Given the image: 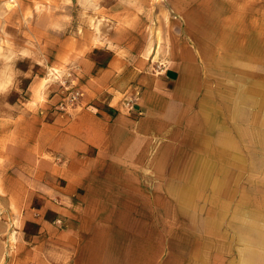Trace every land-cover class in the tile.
Listing matches in <instances>:
<instances>
[{
    "label": "rangeland",
    "instance_id": "rangeland-1",
    "mask_svg": "<svg viewBox=\"0 0 264 264\" xmlns=\"http://www.w3.org/2000/svg\"><path fill=\"white\" fill-rule=\"evenodd\" d=\"M111 61L130 83L94 98L88 83ZM176 66L196 80L194 104L179 128L153 120L150 136H140L136 103L147 81L139 78ZM245 95L254 99L248 107ZM82 111L115 124L95 126L108 138L104 159L97 146L75 147ZM263 119L264 0H0V264L18 238L64 228L85 207L123 234L125 255L139 264H189L204 250L219 264L245 232L239 216L264 225ZM226 148L225 160L208 156ZM135 155L146 166L121 174L120 159Z\"/></svg>",
    "mask_w": 264,
    "mask_h": 264
},
{
    "label": "crops",
    "instance_id": "crops-1",
    "mask_svg": "<svg viewBox=\"0 0 264 264\" xmlns=\"http://www.w3.org/2000/svg\"><path fill=\"white\" fill-rule=\"evenodd\" d=\"M224 8L225 12L228 13L234 7L229 4L225 5ZM232 24L233 22H231L230 25ZM246 27L247 25L245 24L244 30ZM230 32L231 31H227V33ZM156 36L158 37V32ZM229 42H231V40L226 36V43ZM247 48L250 52L255 49L253 39L248 42ZM197 53L199 54L198 51ZM112 62L113 61L108 63L107 67L102 68V72L96 74L93 80L89 81L88 85L92 90V97L96 98L112 87V90L122 91V87L128 86L130 83L128 82L127 76L120 77L116 74V70L111 68ZM86 67L87 70L91 72L94 65L90 63L86 64ZM190 67L192 71L196 69L194 63H191ZM183 69L184 68H181V66H176V68L169 67L161 71L160 76L155 78L148 76L139 78L137 75L134 76V80L139 78L141 82L147 81L146 84H142V92L136 103L137 110L140 111L139 114H145V117L141 118L139 122V128L141 127L139 129L141 131L139 134L140 136L146 138L150 136V131L154 128V126H152V123H154L153 120L157 122V124H155L156 128H179L182 126V123L186 119L185 115L189 113L190 107L194 104V85L196 81L192 73H183ZM121 82H123L122 86L120 85ZM109 93L111 96V92ZM112 99L114 100L113 94ZM249 99L251 102H254L251 95H245L242 104L248 107L249 105H247L246 102ZM240 114L241 116L246 115L243 110L240 111ZM117 119L116 117L115 121ZM164 122H167V124ZM168 122L170 123L168 124ZM76 125L78 131H80L76 134V149L85 150L90 146H97V149L101 151L98 157H100V159L106 158L104 154V145L105 142L108 141V138L104 142H101L105 133L101 132L100 129L106 131L112 127L113 130H115V124H109V120H103L91 112L82 111L76 120ZM95 126H98L100 129H97ZM100 134L102 135L101 140L95 141L94 136ZM113 134H115V132H113ZM218 137L222 143L229 147L233 146L225 136L219 135ZM225 150L226 151L222 149L210 150L208 156H211V158L215 157L214 160H225L229 155V149L226 148ZM133 157L134 158H131L132 163H129V161L124 158L120 159V162L124 164L123 167L122 164H120L121 174L125 176L127 174L137 175L140 172V169H137V167L142 166L141 161H144L143 166H146L145 156L140 157L135 155ZM114 161L119 162L118 159ZM133 161H138V163H133ZM211 168L212 165H210V169ZM49 171L55 172L51 168ZM82 172H87V170L83 169ZM36 174L41 178L44 172L42 169H39L36 171ZM59 174H61L60 171ZM221 185L222 181L219 178L212 180V186L215 192H218ZM181 195V199L184 202H189L192 197V191L183 190ZM30 198L31 197L28 198V203L30 202ZM11 203L13 204V202ZM133 203L137 205L135 208L139 207V204L145 207L148 206L145 202L141 203L140 201H136V203ZM15 207H17V205ZM150 207H153V205H150ZM68 217V225H65L64 228H56L48 224L43 228L41 233L34 235L27 241L18 238L22 244L18 245L17 249H14L12 253L13 256L9 259L10 261L8 264H139L134 261L136 260V256H131V251L128 253V249L127 255H125L126 249H122L124 245H121V240L125 241V239L122 238L123 234L118 235L117 238L113 236L114 234L107 232L108 228L102 226L100 221H98V217L100 216H98L96 212L93 214L90 208L85 207L84 211L72 212ZM239 217L242 222L240 227H244L245 239L243 238L244 233H241L239 237L234 235V248L219 253V264H264L263 223L252 217ZM100 229H102L101 232ZM112 237L117 239L114 240ZM237 240H239V243H237ZM115 241L120 245V249L118 248V250L114 249L115 246L113 243ZM145 256L141 257L144 258ZM194 256L202 257V259H192L189 261V264H212V255L206 250L200 252V254H193L192 257ZM155 260H151V264L155 262Z\"/></svg>",
    "mask_w": 264,
    "mask_h": 264
},
{
    "label": "trees",
    "instance_id": "trees-1",
    "mask_svg": "<svg viewBox=\"0 0 264 264\" xmlns=\"http://www.w3.org/2000/svg\"><path fill=\"white\" fill-rule=\"evenodd\" d=\"M98 64V63H97ZM99 65V64H98ZM105 65H101L100 67H104Z\"/></svg>",
    "mask_w": 264,
    "mask_h": 264
},
{
    "label": "built area",
    "instance_id": "built-area-1",
    "mask_svg": "<svg viewBox=\"0 0 264 264\" xmlns=\"http://www.w3.org/2000/svg\"><path fill=\"white\" fill-rule=\"evenodd\" d=\"M74 98H77V96H74Z\"/></svg>",
    "mask_w": 264,
    "mask_h": 264
},
{
    "label": "clouds",
    "instance_id": "clouds-1",
    "mask_svg": "<svg viewBox=\"0 0 264 264\" xmlns=\"http://www.w3.org/2000/svg\"><path fill=\"white\" fill-rule=\"evenodd\" d=\"M6 87V85H4Z\"/></svg>",
    "mask_w": 264,
    "mask_h": 264
}]
</instances>
